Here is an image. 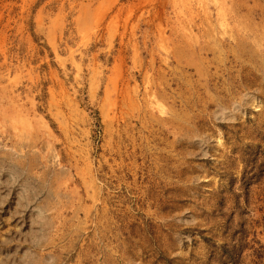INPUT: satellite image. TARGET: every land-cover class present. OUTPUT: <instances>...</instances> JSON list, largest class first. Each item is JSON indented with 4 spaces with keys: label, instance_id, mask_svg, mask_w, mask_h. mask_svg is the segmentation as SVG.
<instances>
[{
    "label": "rangeland",
    "instance_id": "rangeland-1",
    "mask_svg": "<svg viewBox=\"0 0 264 264\" xmlns=\"http://www.w3.org/2000/svg\"><path fill=\"white\" fill-rule=\"evenodd\" d=\"M169 1L0 0V264H264V0Z\"/></svg>",
    "mask_w": 264,
    "mask_h": 264
},
{
    "label": "bare ground",
    "instance_id": "bare-ground-1",
    "mask_svg": "<svg viewBox=\"0 0 264 264\" xmlns=\"http://www.w3.org/2000/svg\"><path fill=\"white\" fill-rule=\"evenodd\" d=\"M187 3V5H190L193 3V0H170V4L174 10V14L176 18L179 20L177 15L181 14L182 7L181 3ZM203 3V6L205 7L204 13H209L210 6L213 5L218 10V15L222 17V10L223 6L219 2L220 0H199ZM222 20L223 25V31L224 35L228 33L227 27L229 26V23H227V20ZM3 86L0 85V108H2V116L11 117L14 121H17L20 124H24L25 126L33 128V126L37 123L39 120V114L35 111V109L30 108L29 106H26L25 99L22 98L20 94H18L15 90L11 89L5 94L3 92ZM6 97L7 105H4V100ZM161 113H165V108L162 107L161 104H156Z\"/></svg>",
    "mask_w": 264,
    "mask_h": 264
}]
</instances>
